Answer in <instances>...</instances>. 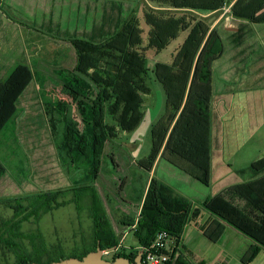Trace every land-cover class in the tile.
<instances>
[{
  "label": "trees",
  "instance_id": "16d2710c",
  "mask_svg": "<svg viewBox=\"0 0 264 264\" xmlns=\"http://www.w3.org/2000/svg\"><path fill=\"white\" fill-rule=\"evenodd\" d=\"M233 1L146 0L148 6L153 4L152 8L147 6L144 9L145 22L150 28L146 46L140 23L130 20L103 43L71 40L70 45L77 56L76 66L59 70L50 77L35 79V92L48 119L45 120L51 134L48 141L51 140L57 150L59 164L62 161L66 168L81 176L79 183L74 180L73 187L40 192L16 200L15 206L10 207L15 210V221L3 225L7 236H2L0 246L4 245L14 255V264H52L71 258L81 260L99 247L102 250L116 249L111 261L123 257L135 262L141 250L125 253L120 249L119 239L95 186L105 151L104 141L114 137L116 130L113 125L106 124L104 112L107 108L121 131L133 132L142 121L144 97L151 95L146 79L149 73L146 53L154 50L160 54L185 32L188 35L173 62L157 63L153 69L167 99L166 126L153 131L152 154L140 166L152 172L162 153L161 158L167 156L165 159L180 171L205 186L210 184L213 66L224 56L226 45L219 28H213L209 19L224 11ZM263 6L264 0H237L230 13L244 23L262 25L264 14L257 17V13ZM244 29L229 32L237 48L242 47L247 39L248 31ZM60 94L68 98L70 104L59 100ZM16 99L21 105L24 96L19 94ZM42 139V136L25 139L30 155L43 148V142L47 143ZM60 167L62 169L61 164ZM249 174L252 175L249 182L230 187L203 203L205 209L216 217L210 229L205 230L209 240L217 242L228 225L255 241L243 264H251L264 249V158L251 164ZM70 196L71 199L67 200ZM237 201L245 204L243 209L236 204ZM25 202L28 205L25 206ZM72 203L78 211L85 208L90 211L93 247L68 254L60 247L51 249L38 243L40 238L36 235L21 232L23 222L39 221L54 209ZM192 208L170 187L152 178L140 218L129 225L135 227V237L141 248L151 246L161 231L168 232L178 244L189 221L199 215L200 210ZM255 216L256 222L253 221ZM14 240L29 242L32 251ZM167 264L193 263L176 248Z\"/></svg>",
  "mask_w": 264,
  "mask_h": 264
},
{
  "label": "rangeland",
  "instance_id": "374dc122",
  "mask_svg": "<svg viewBox=\"0 0 264 264\" xmlns=\"http://www.w3.org/2000/svg\"><path fill=\"white\" fill-rule=\"evenodd\" d=\"M9 1L0 0V229L3 231L0 233V239L3 235L7 236L6 228L3 225L15 221V210L10 207L15 206L16 200L44 191L73 187L74 180L79 183L78 180L81 176L77 172L70 171L68 167L66 168L62 161H60L61 169L57 150L51 144V140L48 141V138L51 137L50 131H48L49 127L46 124L48 119L43 114L44 106L39 100L40 97L35 92L34 86L35 79H39L41 76L50 77L59 70L68 69L64 66H70V61L59 63L58 56L60 51L64 54L69 53V51L72 52L68 47L69 42L52 39L53 37L58 38V36H52L50 39L45 37L49 35V32L41 28L42 8L43 4L50 0H25L23 4L25 10L20 8L22 5L21 0L13 1V6ZM86 1L95 5L104 3H113L115 7L118 5L125 22L131 20L140 23L143 30L144 45H147L150 28L146 25L144 18V9L148 6L146 0ZM36 5L38 6L36 7ZM31 6L35 7L32 10H27ZM151 6L153 7V4ZM229 12L231 11H221L209 19L212 27L216 22L218 23L215 28H219L226 45L224 57L213 66L215 84L222 79L218 68L221 70L230 65L232 67L235 65L232 58L236 57L237 46L235 45L236 41L233 40L234 37L229 32L234 27L242 28L244 26H241V23L237 21L238 19H235ZM242 24L247 26L244 30L248 31L244 45L252 43L251 49L261 53L264 50V27L251 26L247 23ZM42 33H46V35L43 36ZM187 35V32L181 33L180 37L160 54H157L154 50L146 53L147 68L149 70L146 79L151 88V95L144 97L142 121L133 132L121 131L109 114L108 109H105L104 119L106 124L113 125L116 130L114 137H111L109 141H104L105 151L95 186L111 224L119 235L129 230V224L138 221L140 218V207H142V200L144 201L143 198L146 196L151 174V172L142 168L140 163L149 160L152 154L153 131L158 128L163 129L166 126L167 99L163 86L154 77L153 69L157 63L171 64L177 51L185 42ZM61 43L63 44L61 45ZM249 74L244 76L238 73L235 76L237 82H231L232 86L240 88L244 85L253 89L256 88V85L264 87V80L253 85L254 75ZM255 93H253V97ZM19 94L24 96L21 105L19 101L16 102V97ZM240 97L242 96L237 94V98ZM58 99L70 104V100L62 94L58 96ZM37 101L40 104H35ZM259 108L252 107L251 109L254 112ZM260 109L264 111V106ZM242 112L240 120L243 124L246 121L247 131L238 132V147L233 148V150L241 147L240 152L243 155L252 151H256V153L260 151L258 153L259 158H264V123L263 126L260 124V120H263L264 116L259 117V119L252 117V121L258 120L259 132L255 130L256 122H251V128L250 124L248 125L250 121H248L245 107L242 108ZM258 133L263 135L261 139H257ZM28 136H42L47 142L46 144L43 142V148L40 147L33 156L30 155L31 150L25 141ZM250 136L253 138L247 140ZM246 141H252L255 145L246 148L244 147ZM29 143H32V141ZM227 153L230 154L228 149ZM161 157L162 153H160L154 165L156 179L159 181L163 178L165 182L172 183L175 180L173 177L177 176L175 171L178 172L179 169L165 159L167 156L164 159ZM223 157L224 160L231 158L229 155ZM243 161H246V159L243 158ZM172 171L175 176L166 177V180L165 173L169 176ZM182 174L186 178L182 182L180 180L179 187H175L180 190V195H183L184 199L192 205V210H200L199 215L189 221L188 225L190 226H186L184 233L189 232V236L192 234L193 237L189 240L194 241L193 243L199 249L200 255L223 261L227 257L228 262L225 264H243L256 244L255 241L233 227L231 229L230 226L226 225L227 229L219 236V242L211 244L210 242L213 241L208 239L209 242L206 239L205 231L197 230L202 226L210 229L214 220H216V217L205 209L203 203L222 194L228 188L217 194L214 185L210 186L211 182L208 186H205L188 174L184 172ZM178 197L180 196L178 195ZM69 199H71V196L67 198V200ZM229 199L230 196L227 197L228 201ZM24 204L25 206L28 205L26 202ZM236 204L241 209L245 205L239 201ZM213 217L214 220L211 221ZM256 220L255 216L253 221L256 222ZM21 232L26 235H36L40 238L38 243H43L51 249L60 247L68 254L76 251L81 252L94 245V229L90 211L87 208L78 211L73 203L54 209L42 216L39 221L31 219L29 222H23ZM123 235L119 236L121 244L124 246L121 247V250L129 253L131 249L139 245V242L135 237V233L130 232V230L122 239ZM14 242L32 251L29 242L20 240H14ZM114 255L115 253L111 252L105 254L104 257L111 261ZM15 261L14 255L4 245H1L0 264H14ZM251 264H264V249L260 251L259 256Z\"/></svg>",
  "mask_w": 264,
  "mask_h": 264
},
{
  "label": "crops",
  "instance_id": "0c3cea01",
  "mask_svg": "<svg viewBox=\"0 0 264 264\" xmlns=\"http://www.w3.org/2000/svg\"><path fill=\"white\" fill-rule=\"evenodd\" d=\"M13 1L15 0L9 1L11 6H13L14 3ZM235 1L237 0H234L233 3L225 10L230 11L231 6L235 3ZM24 3L25 0H21L22 5L20 6V8L23 10H25V6L23 5ZM37 6L38 5H36V7ZM33 7L35 6H31L30 8L28 7L27 10H32ZM42 9H43V19L41 23L42 24L41 28L49 32V35L47 36H45L46 33H42V35L45 37H49L48 39H50L52 36H58V38L53 37L52 39H54L55 41L69 42L68 47L71 49L72 52L70 53L69 51V53L64 54L61 53L62 51H60V54L58 56L59 63L67 62V60L70 61L71 63L70 66H64L65 68L68 69H73L77 63L76 53L72 48V46L70 45L71 40L80 39V40L90 41L95 44L103 43L107 41L110 37L115 35L117 31L122 27L123 23H125V20L123 19V14L119 9V6L117 5L115 7L113 3L112 4L104 3L100 5H95V4H90L86 0H50L49 2L43 4ZM263 14H264V6L257 13V17ZM237 21L241 23V26L244 25L243 29L247 27L245 26V24H242L244 23L243 21L242 22L240 20ZM217 24L218 23L216 22L213 25V28H215ZM247 25L252 26L256 24L247 23ZM256 26L264 27V24L256 25ZM239 28L234 27L233 30L231 31L234 32ZM62 44L63 43H61V45ZM251 44L252 43H249L236 49L237 50L236 57L232 58L233 61L235 62V65L233 67L230 65L221 70L218 68V71L222 76L221 80H219L215 84L214 78H212V86H213V98L211 102L212 179L210 186L214 185L213 187L216 188L217 194H220L229 187H233L249 182L252 176L249 174V168L252 163L260 159L258 155L260 151H258V153H256V151L255 152L252 151L250 153H246L245 155H243V153L240 152L241 147L236 150L235 149L233 150V148L238 147V141H237L239 139L238 132L242 131L243 133L247 131L246 121L245 124H243V122L240 120V116L243 113L242 108L245 107V112L249 118L248 121H250L248 123V125L250 124L249 125L250 128L252 127L251 122H256L255 130H258L260 125L258 124V120L252 121V117H254V119H259V117L261 118L262 116H264V111L260 109L262 108V106H264V87H261L260 85H256V88L253 89L243 85L242 87L237 88V87H233L231 84V82L233 81L237 82L235 76L238 73H241L244 76L250 75L249 73L254 75L253 85L257 84L258 81L260 82L264 80V50L261 51V53L257 51L255 52L253 51V49H251L252 48ZM257 88H263V89H257ZM254 92L256 93L255 96L253 97ZM237 94H240L242 97L238 99ZM252 107H260V108L252 112L251 109ZM263 121L264 119L260 120V124H262V126L264 123ZM258 131L260 132V130ZM261 137H263V135L258 133L257 139H261ZM252 138L253 137L250 136L248 137L247 140ZM253 144L254 142L252 141H246L244 147L248 148L251 147ZM227 149L229 150L230 154L227 153ZM225 155H229L231 156V158L229 157L230 159L224 160L223 156ZM243 158H245L246 161H243ZM154 170L155 167L153 168L149 176V181L151 180V178H156V172L154 173ZM175 172L177 173L176 174L177 176L173 177L175 180L172 183H170L169 181L165 182L163 178L159 181L162 184L170 187L177 196L179 195L184 199V196L180 195L181 194L180 190L177 189L175 186L179 187L180 180L181 182L184 181V178H186V176H184L182 174L183 172L180 170L178 172L177 171ZM172 173L174 172L173 171L170 172L169 176H167L165 173L164 176L165 179L166 177L169 178L175 176V174L173 175ZM169 184H171L172 186H170ZM213 220L214 217L212 218L211 221ZM188 226L190 225H187V227ZM134 228L135 227H129L130 232H134ZM205 229L207 228L205 226H202L200 229L197 230L204 232ZM129 230H127L126 232H122L120 235L115 230L121 246H123V244H121V240L119 236H122L124 234L122 239L125 238V234H127ZM192 237H193L192 234L189 236V232L184 233L180 238L178 244L175 241L172 242L170 246V251L174 252L176 248L180 249L182 253L185 255V257L193 264H200V263L225 264L228 262L227 257L223 261L221 259H209L204 255H200L199 249L193 243L194 241L189 240L192 239ZM206 239L208 240V238ZM218 242L219 241L215 243L213 242L210 243L217 244ZM140 248H141L140 245H138L136 248L131 249L130 252H135V251L138 252ZM125 249L127 248L125 247Z\"/></svg>",
  "mask_w": 264,
  "mask_h": 264
},
{
  "label": "built area",
  "instance_id": "2783aa9c",
  "mask_svg": "<svg viewBox=\"0 0 264 264\" xmlns=\"http://www.w3.org/2000/svg\"><path fill=\"white\" fill-rule=\"evenodd\" d=\"M172 241L173 238L168 232H159L151 246L140 248L142 255L145 256L143 264H167L171 260V254L173 253L170 251ZM121 247L120 245V249Z\"/></svg>",
  "mask_w": 264,
  "mask_h": 264
},
{
  "label": "water",
  "instance_id": "95a60500",
  "mask_svg": "<svg viewBox=\"0 0 264 264\" xmlns=\"http://www.w3.org/2000/svg\"><path fill=\"white\" fill-rule=\"evenodd\" d=\"M116 249L112 250H102L100 247L95 251L89 253L86 257L83 259H66L60 262H54L52 264H143V255L140 253L138 257L136 258L134 263H131V261L127 258H118L115 261H110L105 259V254L108 252H113Z\"/></svg>",
  "mask_w": 264,
  "mask_h": 264
}]
</instances>
